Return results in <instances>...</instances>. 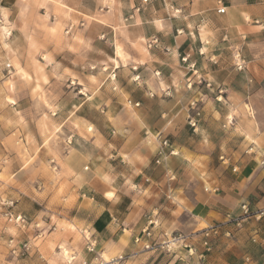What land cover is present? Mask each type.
Instances as JSON below:
<instances>
[{
	"label": "clouds",
	"instance_id": "9594fccd",
	"mask_svg": "<svg viewBox=\"0 0 264 264\" xmlns=\"http://www.w3.org/2000/svg\"><path fill=\"white\" fill-rule=\"evenodd\" d=\"M0 264H264V0H0Z\"/></svg>",
	"mask_w": 264,
	"mask_h": 264
}]
</instances>
